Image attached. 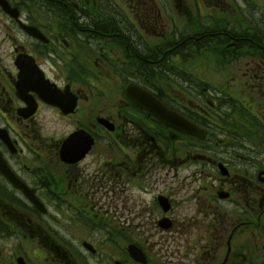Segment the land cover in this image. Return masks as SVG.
Wrapping results in <instances>:
<instances>
[{
	"label": "flooded vegetation",
	"instance_id": "flooded-vegetation-1",
	"mask_svg": "<svg viewBox=\"0 0 264 264\" xmlns=\"http://www.w3.org/2000/svg\"><path fill=\"white\" fill-rule=\"evenodd\" d=\"M7 1L46 40L0 7V264H264V38L242 33L240 9L42 0L37 20ZM204 50L244 71L227 88L221 70L209 82ZM130 84L205 137L149 114ZM244 91L227 120L223 94Z\"/></svg>",
	"mask_w": 264,
	"mask_h": 264
},
{
	"label": "rangeland",
	"instance_id": "rangeland-1",
	"mask_svg": "<svg viewBox=\"0 0 264 264\" xmlns=\"http://www.w3.org/2000/svg\"><path fill=\"white\" fill-rule=\"evenodd\" d=\"M19 2V0H16ZM24 2V9L26 12L34 16L37 20H42L46 19L48 15H46L47 11H42L41 14L38 12V10L42 9L43 1L42 0H22ZM207 1V0H206ZM205 1V2H206ZM226 3H229L228 8L233 9L234 7H238L240 9V15L238 19V23L244 26L246 29L242 30V33L244 35L248 36L249 32L253 29H255L254 34H256L257 39H262L264 38V0H225ZM202 7H208L207 2L202 6ZM109 8H117L121 9L122 8V2L121 0H99L98 4V9L101 12H106L108 11ZM1 18V24L6 21V18L2 15H0ZM50 19V18H49ZM235 27L233 24L229 25L227 23L224 25V30H230L232 33H234ZM250 29V31H249ZM70 34H73L74 32H67ZM76 33V32H75ZM81 34V33H80ZM84 34V33H83ZM82 35V34H81ZM3 36L0 34V39H2ZM87 39V36H80L79 39ZM10 39V38H9ZM203 55V58L201 60H204V57L207 56L206 50L198 53ZM248 54V47H244V49L240 52V56H244ZM243 59L240 61L237 60H227V59H217L214 54H209V58L207 61L204 62V68L208 69V73L205 75V77L208 78V81L211 82V76L218 72L219 70L225 72L228 75H225L224 80H223V85L225 88L229 86V84L234 83V80L230 79V77L234 74L233 72L236 71H244V63ZM80 64H81V59H80ZM82 65V64H81ZM241 68V70H240ZM169 72V74L172 76L173 72L181 71L177 68L173 69H167L162 67V71ZM216 84V83H215ZM248 91H244V94L242 95H235L231 94V96H226L223 94V102L225 103V109L223 112L225 114H230V118H226L227 120H232L233 119V110L235 108H238V104H245L246 102L248 103V98H247ZM225 97H230L231 101L228 103L225 100ZM236 99V100H234ZM246 101V102H245ZM233 103V104H231ZM61 130V127H59ZM69 128L66 127L65 130L67 131ZM231 130H233V127H230ZM18 243V247L20 249H23V246L19 244V241H16ZM26 245V242H25Z\"/></svg>",
	"mask_w": 264,
	"mask_h": 264
},
{
	"label": "water",
	"instance_id": "water-1",
	"mask_svg": "<svg viewBox=\"0 0 264 264\" xmlns=\"http://www.w3.org/2000/svg\"><path fill=\"white\" fill-rule=\"evenodd\" d=\"M0 3L2 5V8L7 11L8 13L12 14L14 17L17 16V13L12 11L8 2H6L5 0H0ZM26 30L31 32L34 35H37L35 33V31H32V29L30 27H26ZM21 74L23 77H25L26 74V69L22 68L21 69ZM130 96L135 99L136 102H138L139 104H141L145 109H147L150 113H152L153 115L158 116L161 120H163L164 122L168 123V124H172L178 128H181L183 130H186L188 132H190L191 134L195 135V136H203V132H201V130L195 126L194 124H191L187 121H185L184 119H182L181 117H179L178 115L172 113L171 111L167 110L159 101H157L156 99H154L153 97H151L149 94L143 92V91H131L130 92ZM2 171L4 173H7L5 169H2ZM16 186H18V188L22 189V191L31 199V195L29 193V191L26 190V188L23 186L22 183L18 182L16 183ZM33 201H35L32 198Z\"/></svg>",
	"mask_w": 264,
	"mask_h": 264
},
{
	"label": "trees",
	"instance_id": "trees-1",
	"mask_svg": "<svg viewBox=\"0 0 264 264\" xmlns=\"http://www.w3.org/2000/svg\"><path fill=\"white\" fill-rule=\"evenodd\" d=\"M67 7H71L72 8L73 6L71 4H68Z\"/></svg>",
	"mask_w": 264,
	"mask_h": 264
}]
</instances>
